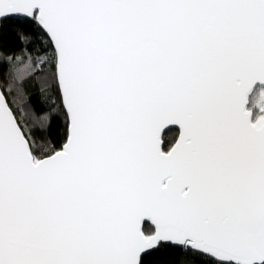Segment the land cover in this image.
Here are the masks:
<instances>
[{"label": "snow or ice", "instance_id": "obj_1", "mask_svg": "<svg viewBox=\"0 0 264 264\" xmlns=\"http://www.w3.org/2000/svg\"><path fill=\"white\" fill-rule=\"evenodd\" d=\"M0 57V264H264V0H0Z\"/></svg>", "mask_w": 264, "mask_h": 264}, {"label": "trees", "instance_id": "obj_2", "mask_svg": "<svg viewBox=\"0 0 264 264\" xmlns=\"http://www.w3.org/2000/svg\"><path fill=\"white\" fill-rule=\"evenodd\" d=\"M38 46V44L29 45L30 48ZM6 47L11 49L12 44L9 43ZM33 55L35 56L37 53L34 52ZM40 55L43 54L40 53ZM0 64H2V57H0ZM13 95L16 97V103L21 109L18 114L22 116L24 123L29 127H39L42 122H45L42 120V114L49 109L52 111H59L58 94H55L54 90L50 89L49 85L42 80L33 79L27 81L25 84L24 94L21 96L13 93ZM57 130L61 133L63 132L62 112L59 115L52 117L50 139L53 142H55ZM36 135L37 139H39L41 134L37 132ZM176 136L177 131L175 129H169L164 133L163 139L171 143L174 141Z\"/></svg>", "mask_w": 264, "mask_h": 264}, {"label": "water", "instance_id": "obj_3", "mask_svg": "<svg viewBox=\"0 0 264 264\" xmlns=\"http://www.w3.org/2000/svg\"><path fill=\"white\" fill-rule=\"evenodd\" d=\"M169 129H175V130L177 131V135H178V126H168V127H167V128L161 133L162 138H163L164 133H165L167 130H169Z\"/></svg>", "mask_w": 264, "mask_h": 264}]
</instances>
